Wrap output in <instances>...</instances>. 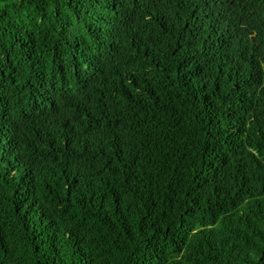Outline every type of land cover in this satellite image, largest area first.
<instances>
[{
    "label": "trees",
    "instance_id": "obj_1",
    "mask_svg": "<svg viewBox=\"0 0 264 264\" xmlns=\"http://www.w3.org/2000/svg\"><path fill=\"white\" fill-rule=\"evenodd\" d=\"M111 1L0 0V264H264V0Z\"/></svg>",
    "mask_w": 264,
    "mask_h": 264
},
{
    "label": "clouds",
    "instance_id": "obj_2",
    "mask_svg": "<svg viewBox=\"0 0 264 264\" xmlns=\"http://www.w3.org/2000/svg\"><path fill=\"white\" fill-rule=\"evenodd\" d=\"M112 4V5H111ZM117 4V0H112L111 1V3H110V5L113 7L114 5H116ZM123 30H127V29H123ZM45 85H36L35 86V88L37 89V90H39V89H43V88H45L44 87Z\"/></svg>",
    "mask_w": 264,
    "mask_h": 264
}]
</instances>
